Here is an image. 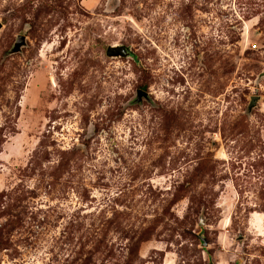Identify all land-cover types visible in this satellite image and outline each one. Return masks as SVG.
I'll list each match as a JSON object with an SVG mask.
<instances>
[{
	"label": "rangeland",
	"instance_id": "1",
	"mask_svg": "<svg viewBox=\"0 0 264 264\" xmlns=\"http://www.w3.org/2000/svg\"><path fill=\"white\" fill-rule=\"evenodd\" d=\"M0 24V264H264V0H0Z\"/></svg>",
	"mask_w": 264,
	"mask_h": 264
},
{
	"label": "water",
	"instance_id": "2",
	"mask_svg": "<svg viewBox=\"0 0 264 264\" xmlns=\"http://www.w3.org/2000/svg\"><path fill=\"white\" fill-rule=\"evenodd\" d=\"M1 27V24H0ZM24 43V36H19L18 39L16 40L14 47L12 49V51H18L20 48V45H22ZM106 54L109 56H127L128 54H130V51L128 49V47L124 46V45H109L107 47L106 50ZM264 75V71H262L259 76H263ZM147 93L144 91H138V96H146ZM260 99L259 95H252L250 96V101L248 103V110H251L252 107H254L257 103V101ZM203 240L202 244L206 245L207 242L204 240V238H201Z\"/></svg>",
	"mask_w": 264,
	"mask_h": 264
}]
</instances>
